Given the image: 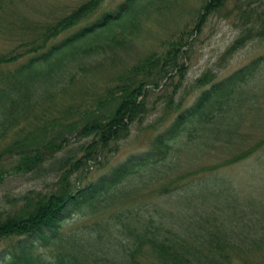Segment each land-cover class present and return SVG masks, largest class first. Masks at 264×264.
<instances>
[{
    "label": "trees",
    "instance_id": "trees-1",
    "mask_svg": "<svg viewBox=\"0 0 264 264\" xmlns=\"http://www.w3.org/2000/svg\"><path fill=\"white\" fill-rule=\"evenodd\" d=\"M18 1L0 0V37L13 44L10 51L0 52V111L8 109L12 112L20 105L26 109L22 117L9 113L8 125L28 119V102L35 86L51 82L59 69L66 62L75 61L78 54L92 52L104 41L107 45L117 44L118 33L125 32L149 6L163 0H122L106 8L105 0H86L52 20L36 21L25 16L12 17L10 22L3 19L2 13L9 2ZM214 14L231 17L238 23L240 35L229 50L243 47L257 36L264 37V0H205L200 6L197 24ZM187 30H190V24H185L179 35L172 36L164 46L152 50L117 74L113 83L90 97L72 121L79 135L91 137L88 149L112 152L111 144L125 138L133 122H141L143 116L153 112L159 104L165 105L167 113L177 109L174 119L144 150L129 154L82 187L68 182L66 162L72 154L55 160L49 168L43 167L46 160L54 158L67 146L65 139L60 140L59 130L54 133L58 143L57 140L44 143L37 135H32L12 140L0 150V187L10 175L61 173L58 188L50 194L29 191L11 198V205L0 216V241H14L0 250V264H43L44 259L36 250L51 246L56 252L51 259L53 264H79L96 253H102L101 258L112 259L113 264H136L144 249L157 264H264L262 199L261 202L254 199L245 203L241 213L231 205L227 213L224 208L227 205L222 204V216L236 212L232 224L203 226L196 232L184 233L185 236L171 227L165 229L163 226L162 230L157 226L160 223L152 215L155 209H147L134 217L126 214V222L113 224L115 230L106 241L99 234L106 224L100 225L95 233L62 232L60 229L62 223L75 213L93 209L94 202L121 197L123 183L135 174L148 175L152 180L157 166L175 156L178 147L182 146L181 141L198 134L197 145L202 144L208 131L223 127L234 114L236 102L248 94L246 87L264 64V55L249 60L226 76L205 71L195 80L199 89L195 99L183 108L180 107L183 99L175 108L171 107L184 78L182 48ZM12 64L17 65L11 71L2 70ZM72 110H75L73 106L69 107L66 114ZM73 125L69 123L65 127ZM263 145L264 137L231 155L223 165L248 159ZM86 154L84 158L91 159L90 152L86 151ZM208 181L200 185L202 189L198 187L207 193L190 199L222 202V198L232 192V185L221 186L222 182L230 180ZM195 190L197 188H190L186 194ZM160 191H167V188L162 186Z\"/></svg>",
    "mask_w": 264,
    "mask_h": 264
},
{
    "label": "rangeland",
    "instance_id": "rangeland-1",
    "mask_svg": "<svg viewBox=\"0 0 264 264\" xmlns=\"http://www.w3.org/2000/svg\"><path fill=\"white\" fill-rule=\"evenodd\" d=\"M84 1L86 0H20L14 4L9 2L2 16L8 22L12 17L23 16L36 21L52 20L70 12ZM120 1L122 0H105L104 8L115 6ZM204 1L156 2L141 13L125 32L118 33L117 44L112 42L107 45L104 41L92 52L78 54L75 61L66 62L58 74L52 77L51 82L35 86L31 91L28 119L24 122L19 119L15 124L8 125L9 113L17 117L25 115L26 109L21 105L12 112L8 109L0 111V131H3L0 134V150L12 140L32 135H37L44 143H53L58 138L54 133L59 130L60 140L65 139L67 146L54 158L46 160L43 167L49 168L55 160L72 154L66 162L68 182L82 187L107 172L129 154L147 148L151 139L174 119L177 109L167 113L165 105L159 104L157 109L143 116L141 122H133L125 138L111 144L112 152H93L92 148L88 149L91 137L77 133L75 123L72 122L76 118L75 113H81L90 97L113 83L117 74L152 50L164 46L172 36H178L185 24H190V30L183 36L185 71L179 89L175 87L178 90L171 106L173 108L180 99H183L180 106L182 108L195 99L199 92L195 80L205 71L226 76L247 64L249 60L264 55V37L258 36L249 40L243 47L229 50L240 35L238 23L231 17L223 18L214 14L197 24L200 6ZM11 43L0 37V52H6L13 47ZM16 65L12 64L2 70L11 71ZM258 71L246 87L248 94L236 102L234 114L229 116L223 127L211 128L208 136L203 137L202 144L199 142L197 145L198 134L181 141L182 146L178 147L175 156L157 166L156 175L152 180L148 175L138 174L126 179L122 185L124 194L121 197L94 202L93 209L75 213L70 220L62 223L61 231L95 233L100 229V225L106 224L99 233L101 239L106 241L112 230H115L113 224L126 222V214L134 217V214L141 215L147 209H155L152 215L160 223L157 226L162 230L163 226L165 229L171 227L185 236L184 233L196 232L203 226L232 224L236 218L235 213L237 210L241 213L240 209L245 203H251L254 199L260 202L264 200V145L248 159L223 165L231 155L264 137V64ZM72 106L75 110L66 114ZM69 123L74 125L65 127ZM58 141L59 139L56 142ZM86 151L92 155L89 160L84 158ZM60 174L31 172L7 176L0 187V216L11 205V198L29 191L44 194L55 191L59 185ZM210 179L219 182L230 180L231 182H222L221 186L228 188L232 185V192H229L225 199L222 198V202H213L207 198L206 201H201V198L190 199L191 196L206 194L207 191H200V185L206 184ZM162 186L166 187L167 191H160ZM190 188L197 190L186 194ZM187 199L190 201L184 203ZM222 204L227 205L224 207L225 212L228 213L229 205L234 206L236 212L222 216ZM245 209L242 210L243 214ZM13 241L1 240L0 250L10 246ZM52 247L36 250L44 259L43 264H53L51 259L56 252ZM144 250L143 256L139 257L136 264H157L150 252ZM101 254L96 253L79 264H113L112 259L99 257Z\"/></svg>",
    "mask_w": 264,
    "mask_h": 264
}]
</instances>
